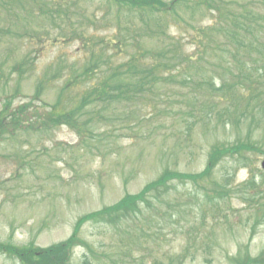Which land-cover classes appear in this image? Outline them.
<instances>
[{
    "label": "rangeland",
    "instance_id": "1",
    "mask_svg": "<svg viewBox=\"0 0 264 264\" xmlns=\"http://www.w3.org/2000/svg\"><path fill=\"white\" fill-rule=\"evenodd\" d=\"M52 1L24 0L22 17L1 23L11 26L14 33L5 32L0 37V109L8 99L12 106L31 101L42 75L60 72L65 62L81 64L75 59L81 42L78 36L68 41L70 34L94 35L99 49L102 40L126 41L121 45L122 53L112 59L117 65L134 54L136 41L148 48L162 45L151 37L157 31L152 15L118 14L103 0H63L69 4L63 11L52 7ZM224 1L237 8L235 2L248 0ZM36 3L44 5L43 17L37 19L32 16L39 11ZM185 15L200 20L202 26L210 23L211 15L203 9L188 10ZM159 22L165 31L161 40L169 42L165 46L169 51L179 40V51L195 52L188 42L190 28L183 23ZM144 23L151 31L143 27ZM36 35L40 44L29 43ZM202 52L208 58L189 68L192 79L204 85L212 82V88L225 81L238 95L244 82L237 79L238 74L250 75L262 102H254L250 112L242 108L226 112L219 105L197 103V93L178 78L161 84L154 98L161 112L155 116L143 110V101L138 103V110L127 104L110 111L101 106L93 108L103 116L91 113L82 117L92 119L88 122L91 131L83 137L63 125L48 131H19L0 143V242L48 248L67 239L81 215L112 205L125 194L138 193L162 170L201 171L214 145L249 140L264 150V74L258 73L264 71V41L253 48L219 44ZM25 55L30 63L22 62L14 71V64ZM60 59L64 62L58 65ZM56 77L59 80L60 76ZM59 87L55 82L42 100L54 103ZM206 88L201 86V93ZM262 158L249 153L244 162L228 158L219 165L217 177L226 186V198L206 204L202 189L196 192L191 184L174 182L169 200L173 205L163 206L153 220L151 217L139 225L133 220L118 227L85 225L82 237L92 252L74 249L70 264H180L176 258L180 254L187 257L181 264H235L245 258L242 250L257 257L264 253V216L260 211L255 216L253 209L261 196L244 202L245 195L235 187L247 178L245 167L260 170ZM260 189L264 193V181ZM256 217L261 220L257 226L253 225ZM157 223L158 228L154 227ZM180 226L181 231L176 230ZM0 264L19 263L0 254Z\"/></svg>",
    "mask_w": 264,
    "mask_h": 264
},
{
    "label": "trees",
    "instance_id": "2",
    "mask_svg": "<svg viewBox=\"0 0 264 264\" xmlns=\"http://www.w3.org/2000/svg\"><path fill=\"white\" fill-rule=\"evenodd\" d=\"M36 1V0H35ZM52 1V7L57 10H67L65 1ZM107 7H115L118 14L145 13L152 15L153 27L157 28L155 36L162 42V45L147 48L141 41H136L134 54L124 63L116 64L115 59L122 53L121 45L126 41L113 38L102 40L101 47L97 46L98 39L94 35L73 33L67 36L69 41L72 36H78L81 47L77 50L76 60L81 64L69 65L59 72H53L51 76L42 75L38 81L35 93L31 101L12 106V102L5 100L0 109V143L4 142L23 129L33 131H48L58 127L67 126L75 131L74 134L83 137L91 131L88 122L92 119H83L84 115L94 113L96 116H103L93 108L103 107L105 111L117 110L120 105L127 104L130 108L138 110V103L145 102L143 110L149 115H157L161 112L155 99L161 90V84L172 82L180 78L184 87L193 88L197 93V103H212L225 108H242L244 112L254 109L253 103L261 100L258 90L254 87L255 81L250 80V75L238 74L237 79L243 80V91L236 95L231 89L232 85L223 81L220 87L212 88V82L205 85L192 79L188 73L189 68L208 58L204 49L208 50L219 44L227 48L242 49L253 48L264 41V0H252L247 3L235 2L239 7L234 8L232 2L224 0H103ZM24 0H0V37L5 32L14 33L11 26L3 22L18 21L22 17V5ZM39 11L34 17H43L41 11L44 9L42 3H36ZM203 9L211 15L210 23L206 26L200 25V20L186 17L188 10ZM57 13V12H55ZM161 21H170L180 25L183 23L190 30L188 31V42L195 48V52L185 53L179 51L182 46L179 40H175V48L172 51L167 49L169 42L161 40L165 31ZM151 31V27L144 23ZM163 27V28H161ZM186 34V33H185ZM218 38H223L218 42ZM172 41V39H171ZM39 36L31 38L29 43L40 44ZM178 48V49H177ZM172 53V54H171ZM211 52V56H216ZM14 65V71L19 70V64L30 63L29 56ZM177 58V59H175ZM201 60V61H200ZM200 61V62H199ZM58 60V65L63 64ZM175 72V73H173ZM264 74V71L258 73ZM59 75V80H57ZM260 75V74H259ZM262 77V75H261ZM59 82L60 87L54 103L50 104L42 100L45 91ZM207 86L204 93L200 87ZM13 99V98H12ZM36 104V105H34ZM140 110V111H143ZM142 115V114H141ZM207 163L199 173L187 174L174 169L162 170L158 178L149 181L134 195L127 194L118 203L81 215L75 222L73 231L68 238L48 248H36L32 244L14 245L12 243L0 242V254L17 261L19 264H70L74 248L83 247L88 252L92 248L88 241L82 237V229L85 225L103 224L109 227H118L125 222L138 221L143 224L158 213L163 206L173 205L170 200L172 184L191 183L193 190L203 193L204 200L212 201L209 192L213 190L216 195L225 194L226 186L218 181L216 171L222 161L227 158L237 163L247 160L249 153L264 154L258 143L252 141H241L233 144H219L210 147ZM250 179L237 187L251 194L256 189L254 180L256 175L253 170L249 171ZM171 208V206H170ZM152 213V214H151ZM153 222V221H152ZM151 222V223H152ZM153 226V223H152ZM158 228V223L154 225ZM182 227L176 230L181 231ZM180 264L186 260L184 254L177 257ZM233 259V258H232ZM252 263L246 258L238 260L235 264ZM184 263V262H183ZM258 262H254L257 264ZM264 264V261L261 263Z\"/></svg>",
    "mask_w": 264,
    "mask_h": 264
},
{
    "label": "water",
    "instance_id": "3",
    "mask_svg": "<svg viewBox=\"0 0 264 264\" xmlns=\"http://www.w3.org/2000/svg\"><path fill=\"white\" fill-rule=\"evenodd\" d=\"M260 166H262V168L264 169V160H263V162H262V164Z\"/></svg>",
    "mask_w": 264,
    "mask_h": 264
}]
</instances>
